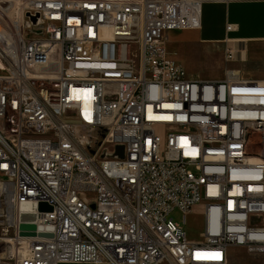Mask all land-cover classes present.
Wrapping results in <instances>:
<instances>
[{
	"label": "built area",
	"instance_id": "2783aa9c",
	"mask_svg": "<svg viewBox=\"0 0 264 264\" xmlns=\"http://www.w3.org/2000/svg\"><path fill=\"white\" fill-rule=\"evenodd\" d=\"M203 2L0 0V264L264 253V73L191 80L167 51L170 31L201 27ZM235 52L227 40L225 61ZM199 204L192 240L169 214Z\"/></svg>",
	"mask_w": 264,
	"mask_h": 264
},
{
	"label": "crops",
	"instance_id": "0c3cea01",
	"mask_svg": "<svg viewBox=\"0 0 264 264\" xmlns=\"http://www.w3.org/2000/svg\"><path fill=\"white\" fill-rule=\"evenodd\" d=\"M203 1L201 27L189 28L185 31H170L167 42L218 46L222 53L221 62L224 65V71L218 79L222 80L226 77L227 69H233L245 79L263 77L264 0L230 3L224 0ZM228 24L232 25L231 30H227ZM227 40H230L236 49L232 62H226L224 59V47ZM168 55L171 58L169 51ZM226 251L227 264H264V253L250 251L244 246H228Z\"/></svg>",
	"mask_w": 264,
	"mask_h": 264
},
{
	"label": "rangeland",
	"instance_id": "374dc122",
	"mask_svg": "<svg viewBox=\"0 0 264 264\" xmlns=\"http://www.w3.org/2000/svg\"><path fill=\"white\" fill-rule=\"evenodd\" d=\"M184 28L179 31H185ZM167 51L171 58L184 66L187 76L196 81H217L224 65L221 62L222 53L218 46L205 45L199 43L167 42ZM169 218L181 225L187 232L188 237L199 239L202 237L204 228L203 204L195 206L192 212L186 215V221L183 220V214L174 210L169 214Z\"/></svg>",
	"mask_w": 264,
	"mask_h": 264
},
{
	"label": "water",
	"instance_id": "95a60500",
	"mask_svg": "<svg viewBox=\"0 0 264 264\" xmlns=\"http://www.w3.org/2000/svg\"><path fill=\"white\" fill-rule=\"evenodd\" d=\"M119 149H122V147H119ZM37 209V206L35 203H23L22 204V207H21V210L22 211H35ZM39 210L40 211H47V210H50V207L47 205V204H40L39 205ZM36 214L34 213H31V214H28L26 215V218L27 219H33V220H36ZM21 228V235L23 236H35L36 235V232L34 231L35 230V225L33 226H30V227H26V228H23V227H20ZM39 236H51V234H44V233H39Z\"/></svg>",
	"mask_w": 264,
	"mask_h": 264
},
{
	"label": "bare ground",
	"instance_id": "6f19581e",
	"mask_svg": "<svg viewBox=\"0 0 264 264\" xmlns=\"http://www.w3.org/2000/svg\"><path fill=\"white\" fill-rule=\"evenodd\" d=\"M195 29V28H193ZM236 74L238 72L234 71ZM34 212H21L20 214H18L17 216V222L19 223L20 227L26 228V227H30L33 226L34 222L36 220L33 219H27L26 215L31 214ZM5 233L4 236H8L9 234V229L5 228ZM196 256L200 257V258H207L208 260H210V258H218L220 256L219 252H215L214 250H201L199 252L196 253Z\"/></svg>",
	"mask_w": 264,
	"mask_h": 264
}]
</instances>
